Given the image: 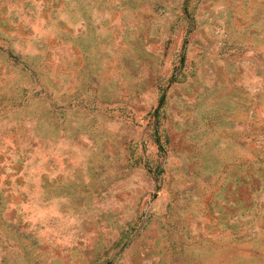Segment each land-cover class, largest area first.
<instances>
[{"label":"rangeland","instance_id":"374dc122","mask_svg":"<svg viewBox=\"0 0 264 264\" xmlns=\"http://www.w3.org/2000/svg\"><path fill=\"white\" fill-rule=\"evenodd\" d=\"M0 264H264V0H0Z\"/></svg>","mask_w":264,"mask_h":264}]
</instances>
